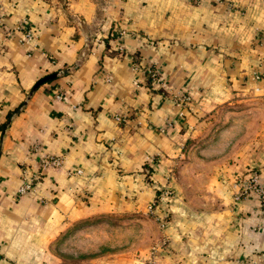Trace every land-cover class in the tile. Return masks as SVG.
Listing matches in <instances>:
<instances>
[{"label":"crops","instance_id":"1","mask_svg":"<svg viewBox=\"0 0 264 264\" xmlns=\"http://www.w3.org/2000/svg\"><path fill=\"white\" fill-rule=\"evenodd\" d=\"M151 1L0 0V264H29L28 252L93 212L131 204L152 214L169 184L179 198L144 264H264V213L254 192L235 199L221 183L231 164L222 196L164 176L183 154L191 117L146 81L150 66L178 89L198 80V92L216 95L198 101L204 109L244 88L264 93V0H233L227 13L198 4V44L187 28L195 5L174 35L167 11L186 2ZM24 18L31 40L15 28ZM261 150L242 168L264 175ZM46 153L62 165L42 169ZM78 168L81 187L70 191L67 172ZM23 172L39 179L16 198Z\"/></svg>","mask_w":264,"mask_h":264},{"label":"rangeland","instance_id":"2","mask_svg":"<svg viewBox=\"0 0 264 264\" xmlns=\"http://www.w3.org/2000/svg\"><path fill=\"white\" fill-rule=\"evenodd\" d=\"M157 1L153 0L151 3ZM182 1H185L186 5H178L174 10L167 11L168 17H172V34H179L177 30L180 26L184 28L188 9L195 5L197 20H193L190 28H187L194 32L192 40L194 39L196 44H198V4L202 5L203 12L210 10L212 4H217L220 5L221 13H225L234 2L233 0ZM147 73L146 81L151 84L150 87L158 84L161 87L155 86L157 90H168L178 112H182V114L178 113L180 117H191L190 135L182 148H185L183 154L178 155L173 164L167 165L164 176L167 175L169 181H177L180 178L188 180L191 190L196 188L197 193L198 187H201L210 195L222 196L221 173H223L222 167L227 163L232 165V176L225 177L226 180L221 183L226 185L230 183L233 189L234 180L238 177L244 178L250 171L242 168L244 163L248 162V159L253 160L254 155L257 156L264 148L263 91L244 88L233 96L220 95L223 101H219L213 108L204 109L198 108V101L203 97L210 100L216 95L212 92L207 94L198 92V80H193L191 86L178 89L167 85L160 72L155 75L160 77V81H156L148 71ZM228 99L230 103L226 101ZM200 117L202 119H198ZM254 166L252 170L259 173V182L264 185L261 169L258 165ZM155 197L159 209L170 213V204H174L179 198L171 184L158 190ZM180 201L181 198L179 203ZM158 222L154 214L131 204L99 213L93 212L88 216L74 219L58 235L50 236L44 251L28 252L29 256H32L28 263L144 264L153 246L162 240L160 231L165 227Z\"/></svg>","mask_w":264,"mask_h":264},{"label":"built area","instance_id":"3","mask_svg":"<svg viewBox=\"0 0 264 264\" xmlns=\"http://www.w3.org/2000/svg\"><path fill=\"white\" fill-rule=\"evenodd\" d=\"M26 22L27 21L24 18L21 22L15 25V28L17 30L21 29L22 31L21 39L22 40H31L34 36V30L30 26H25ZM11 31L12 29L9 28L8 33H10ZM147 71L151 74V76H153L154 79H156V81H160L159 76L155 77V75H158L157 68L150 66L147 69ZM56 96L61 97L60 94H56ZM179 113L182 114V112H179ZM114 118L116 120H120L122 119V116L120 114H115ZM35 146L36 145H34V149L37 150ZM62 161H63V158L61 155L46 153L40 156L39 165L42 169H45L49 166L59 167L62 165ZM81 172H82L81 168H78L75 171L69 170L67 172L69 176H72V177L74 176L73 180L71 181L69 185L68 190L74 191V190H78L81 187L79 186V180L77 178V176H79ZM38 179H39L38 174L27 176L25 172H23L22 181L20 182L17 189L15 190L14 196L16 198L17 197L19 198L27 193L35 191ZM232 185L235 188V192H234L235 199H240L241 196H246L254 192L256 196L258 197V201L261 205V211L264 213V185H262L261 182H259V173L251 169L248 172V174L244 176V178H240V177L236 178L234 182L232 183ZM158 205L159 204L157 203V200L155 199L148 205V209L152 214H154V217L159 221L160 225L162 227H165L168 223L169 216H167L164 212L162 214L154 213L153 210L154 208L158 207ZM154 247L155 246H153L152 248L153 250H155Z\"/></svg>","mask_w":264,"mask_h":264},{"label":"water","instance_id":"4","mask_svg":"<svg viewBox=\"0 0 264 264\" xmlns=\"http://www.w3.org/2000/svg\"><path fill=\"white\" fill-rule=\"evenodd\" d=\"M56 74H57V73L51 74V76H52V75H56ZM46 77H49V76H46ZM46 77H45V78H46ZM45 78H41V79L37 80V82L33 85L32 90H30V92L28 93L27 97H29V96L31 95V93H32L33 90L36 88V86H37L41 81H43Z\"/></svg>","mask_w":264,"mask_h":264},{"label":"trees","instance_id":"5","mask_svg":"<svg viewBox=\"0 0 264 264\" xmlns=\"http://www.w3.org/2000/svg\"><path fill=\"white\" fill-rule=\"evenodd\" d=\"M167 216H169L170 212L166 210V212H164Z\"/></svg>","mask_w":264,"mask_h":264}]
</instances>
